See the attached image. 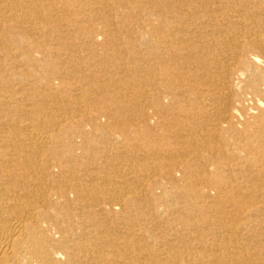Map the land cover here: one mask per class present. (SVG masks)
<instances>
[{
	"label": "bare ground",
	"instance_id": "1",
	"mask_svg": "<svg viewBox=\"0 0 264 264\" xmlns=\"http://www.w3.org/2000/svg\"><path fill=\"white\" fill-rule=\"evenodd\" d=\"M0 264H264V0H0Z\"/></svg>",
	"mask_w": 264,
	"mask_h": 264
}]
</instances>
